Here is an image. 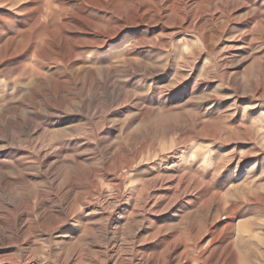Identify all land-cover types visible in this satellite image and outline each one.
I'll list each match as a JSON object with an SVG mask.
<instances>
[{
    "label": "rangeland",
    "instance_id": "374dc122",
    "mask_svg": "<svg viewBox=\"0 0 264 264\" xmlns=\"http://www.w3.org/2000/svg\"><path fill=\"white\" fill-rule=\"evenodd\" d=\"M247 252L264 264V0H0V264Z\"/></svg>",
    "mask_w": 264,
    "mask_h": 264
},
{
    "label": "bare ground",
    "instance_id": "6f19581e",
    "mask_svg": "<svg viewBox=\"0 0 264 264\" xmlns=\"http://www.w3.org/2000/svg\"><path fill=\"white\" fill-rule=\"evenodd\" d=\"M254 257V256H253ZM252 255L250 252H247V254H245V257H244V261H243V264H257L255 262V260L253 259ZM226 259V258H225ZM243 259V258H242ZM264 259V258H263ZM168 261L169 263H171L172 261V258L171 257H168ZM241 261V260H240ZM224 262V261H223ZM259 262V261H258ZM189 263V260H187L185 263L183 264H188ZM150 264H155L154 262L150 263ZM231 264H234V263H231ZM236 264V263H235ZM261 264V263H260Z\"/></svg>",
    "mask_w": 264,
    "mask_h": 264
}]
</instances>
